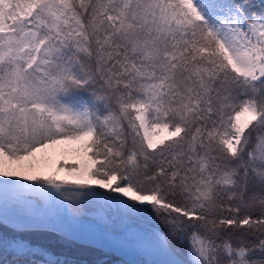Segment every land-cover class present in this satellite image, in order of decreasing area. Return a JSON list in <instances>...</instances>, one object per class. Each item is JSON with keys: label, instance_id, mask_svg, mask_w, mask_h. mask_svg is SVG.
<instances>
[{"label": "snow or ice", "instance_id": "obj_1", "mask_svg": "<svg viewBox=\"0 0 264 264\" xmlns=\"http://www.w3.org/2000/svg\"><path fill=\"white\" fill-rule=\"evenodd\" d=\"M46 236L264 264V0H0V264H109Z\"/></svg>", "mask_w": 264, "mask_h": 264}, {"label": "trees", "instance_id": "obj_2", "mask_svg": "<svg viewBox=\"0 0 264 264\" xmlns=\"http://www.w3.org/2000/svg\"><path fill=\"white\" fill-rule=\"evenodd\" d=\"M39 242L58 254L63 253L69 259H92L104 255L103 253L82 247L79 242L61 240L56 236H46ZM111 256L120 258L118 255H107L110 259Z\"/></svg>", "mask_w": 264, "mask_h": 264}, {"label": "rangeland", "instance_id": "obj_3", "mask_svg": "<svg viewBox=\"0 0 264 264\" xmlns=\"http://www.w3.org/2000/svg\"><path fill=\"white\" fill-rule=\"evenodd\" d=\"M48 156L51 157L50 160L46 159L43 154H39V161H38V168L39 170L43 172H49L55 167H59L62 163H66L68 165H71L72 163L75 162L74 158L72 157L71 154H69L67 157H65L62 154V149L61 148H56V149H50L48 152ZM121 258V257H120ZM117 258L111 256V259L107 257V255H102V256H97L92 259H78V260H88V261H95V260H107L109 264H113V262L125 258Z\"/></svg>", "mask_w": 264, "mask_h": 264}]
</instances>
